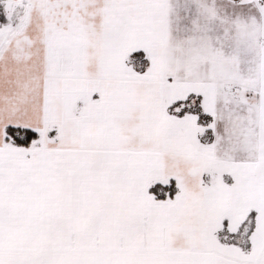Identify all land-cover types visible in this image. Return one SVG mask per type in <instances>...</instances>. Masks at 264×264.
<instances>
[{
  "label": "snow or ice",
  "instance_id": "obj_1",
  "mask_svg": "<svg viewBox=\"0 0 264 264\" xmlns=\"http://www.w3.org/2000/svg\"><path fill=\"white\" fill-rule=\"evenodd\" d=\"M0 264H264V0H0Z\"/></svg>",
  "mask_w": 264,
  "mask_h": 264
}]
</instances>
